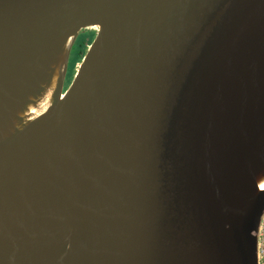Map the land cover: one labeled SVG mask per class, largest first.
I'll return each instance as SVG.
<instances>
[{
	"label": "water",
	"instance_id": "obj_1",
	"mask_svg": "<svg viewBox=\"0 0 264 264\" xmlns=\"http://www.w3.org/2000/svg\"><path fill=\"white\" fill-rule=\"evenodd\" d=\"M263 217L264 0H0V264H259Z\"/></svg>",
	"mask_w": 264,
	"mask_h": 264
},
{
	"label": "rangeland",
	"instance_id": "obj_2",
	"mask_svg": "<svg viewBox=\"0 0 264 264\" xmlns=\"http://www.w3.org/2000/svg\"><path fill=\"white\" fill-rule=\"evenodd\" d=\"M90 30L87 28V29H81V32H80V35H79V38L77 39V41H76V44H75V46H74V48H73V50H72V52H71V55H70V66L75 70L76 68H74L75 67V64H76V62L78 61V63L81 61V59H82V54L83 53H85V51L87 50V46H86V43L90 40L89 38H88V32H89ZM92 35V34H91ZM90 35V36H91ZM91 37H95V34H94V36H91ZM93 38H91V39H93ZM92 41V40H91ZM78 63H77V65H78ZM77 65H76V67H77ZM72 69V70H73ZM73 70V71H74ZM72 71V72H73ZM70 76H71V72H70ZM69 81V77L67 78V80H66V82H68ZM66 84V83H65Z\"/></svg>",
	"mask_w": 264,
	"mask_h": 264
},
{
	"label": "flooded vegetation",
	"instance_id": "obj_3",
	"mask_svg": "<svg viewBox=\"0 0 264 264\" xmlns=\"http://www.w3.org/2000/svg\"><path fill=\"white\" fill-rule=\"evenodd\" d=\"M87 29V28H86ZM90 31L88 32L89 34H88V38L90 39L87 43H86V48H88V46H89V44H90V42H91V38H93V37H91V36H94V34H96V29L95 28H88ZM80 32H81V30H80ZM80 32H79V34H78V36H77V38H76V40H75V42H74V44H73V46H72V50H73V48H74V46H75V44H76V41H77V39L79 38V35H80ZM92 34V35H91ZM91 35V36H90ZM72 50H71V52H72ZM84 55V53L82 54V56ZM81 56V57H82ZM71 58V57H70ZM77 63H78V61L76 62V64H75V67L74 68H76V65H77ZM73 68L70 66V60H69V67H68V72H67V76H66V80H67V78L69 77V81L68 82H66L65 81V88H67V86L70 84V82H71V80H72V78H73V75H74V73H75V70L73 71L72 70ZM73 71V72H72ZM70 72H71V76H70Z\"/></svg>",
	"mask_w": 264,
	"mask_h": 264
},
{
	"label": "built area",
	"instance_id": "obj_4",
	"mask_svg": "<svg viewBox=\"0 0 264 264\" xmlns=\"http://www.w3.org/2000/svg\"><path fill=\"white\" fill-rule=\"evenodd\" d=\"M258 261L259 264H264V217L259 231Z\"/></svg>",
	"mask_w": 264,
	"mask_h": 264
}]
</instances>
